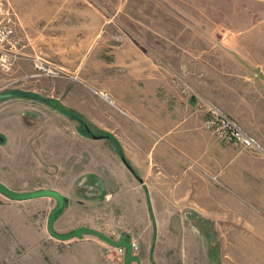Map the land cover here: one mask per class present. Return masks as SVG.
I'll list each match as a JSON object with an SVG mask.
<instances>
[{
    "label": "crops",
    "instance_id": "1",
    "mask_svg": "<svg viewBox=\"0 0 264 264\" xmlns=\"http://www.w3.org/2000/svg\"><path fill=\"white\" fill-rule=\"evenodd\" d=\"M24 7L31 19L35 14L39 18L45 17L44 9L34 13L31 4ZM54 10L50 15L61 14ZM62 11L70 16V12ZM86 12L85 9L83 12L79 10L76 15L84 16ZM88 12L91 15L96 13ZM22 22L26 25L21 23V27L28 25ZM45 25L44 21L36 33L29 34L24 29V32L18 30L17 34L23 35L34 46V35ZM31 26L35 25L29 23ZM101 37L93 36L91 41L107 38ZM159 37L162 38H153L151 43L149 36L144 39L146 43L142 38L141 44L137 45L134 39L126 43L125 36L123 41L126 44L121 48L124 42L107 38L112 48L109 52L115 54L112 56L115 66L113 62L110 64L106 88L111 89L115 105L117 103L127 115L141 121L140 127L128 118L125 123L124 116L115 111L116 122L112 131L104 129L99 122L100 111H94L91 117L86 115L80 102L76 108L66 106L70 104L59 96L69 91L64 81L59 86L50 87L55 95L54 99L48 98L50 102L12 95L0 99V182L7 186L20 183L22 186L49 188L62 194L64 207L53 222V229L58 233L86 226L115 240H136L139 250L132 253L133 260L129 264H193V259L200 260L193 255V227L208 225L220 217L224 225L232 224L235 228L237 223L234 222L240 216L245 219L247 212L244 200L241 203L227 194L223 203L215 197L222 191L200 176L194 177L193 168L182 157V154H190L209 165L202 156L203 150L212 157L224 155L212 142L200 138L198 123L201 114L196 111L197 106L203 109L201 101H204L231 117L232 110L225 108L220 97L230 95L239 98V103L250 104L252 96H247L248 91H252L253 95L261 93L259 97L264 100V81L258 79L256 73L264 71L261 65H254L259 67L256 70L253 64L238 63L244 59L245 45L237 44L232 36H218L217 39L203 36L219 43L217 52L221 65H214V53L193 50V36ZM48 39L56 40L55 36H48ZM83 56L78 55L79 58ZM229 61L233 64H228ZM25 66L26 62H19L11 76L21 77ZM215 71L222 74H215ZM2 73L0 78L4 79L5 73ZM226 77L229 81L223 87L220 79ZM173 78L186 82L191 93L182 94ZM117 84H121L120 89ZM16 87L34 91L31 87ZM36 101L49 108L36 104ZM61 108L77 112L94 129L109 132L112 136L82 134L78 130V121ZM69 121L76 124L72 139ZM129 122L138 132L132 133L135 137L143 135L146 138L139 145L132 143V134L129 135L122 126L129 127ZM125 131L126 138H120L121 132ZM188 136L193 137L191 140L196 149L193 153L177 144L176 139ZM86 143H94L93 150H83ZM240 159L241 156H236L227 160V169L242 172L244 165L239 164ZM196 167L209 175L210 172ZM52 199L37 197L4 203L0 213L6 225H0V243L6 242L3 234L10 231L22 251L23 264H124L126 250L119 256L117 246L95 235L84 234L81 238L69 240L52 237L47 230V216L55 205ZM193 214L199 219L197 225L193 224ZM244 229L245 226L238 233H244Z\"/></svg>",
    "mask_w": 264,
    "mask_h": 264
},
{
    "label": "rangeland",
    "instance_id": "2",
    "mask_svg": "<svg viewBox=\"0 0 264 264\" xmlns=\"http://www.w3.org/2000/svg\"><path fill=\"white\" fill-rule=\"evenodd\" d=\"M8 2L16 13L15 30L17 33L18 30L24 32V29L29 34L36 33L37 29L44 25V21L46 23L41 28V32L36 35L32 34L36 36L34 46L31 41L25 42V50L35 51L42 57L65 67L77 77V80L12 79L16 78L11 76L15 68L10 73H2L5 78H0V94L20 89L16 86L22 85L31 87L34 89L33 92L40 96L52 98L55 95L50 87L59 86V83L64 81V86H68L67 90L69 91L59 96L64 102L70 104L66 106L76 108L75 105L80 102L86 109V115L91 117L94 111H100L102 116L99 122L108 131H112L115 125V114H117L115 111L124 116L125 123L128 122L126 121L128 118L134 122L133 124H138V127L141 124L140 120L137 121L134 117L127 115L120 105L112 104L94 92L95 90L107 91L112 99L115 98L111 89L106 88L109 85L112 56L115 55L109 52L112 48L108 37L113 39L115 36H121V42H124L119 47L121 48L126 43H131L133 39L135 40L133 42L139 45L142 38L144 40L148 36L150 43L153 38H162L159 36H193V50L198 53L202 50L214 53L212 59L214 65H221V58L218 57L217 52L220 50L219 43L208 41L203 36H212L214 39H217L218 36H232L236 38L237 44L245 45L244 59L241 58L238 63L253 64L256 70H259V67L254 65H261L264 71V0H8ZM27 3L34 6L32 10L34 13L39 9H44L45 17L39 18L35 14L31 19V15H27L28 11L24 9V5ZM53 8L54 12L57 11L61 14L52 13L50 15ZM62 9L70 12V16L64 15ZM83 9L87 11L84 16L76 15V12L79 10L83 12ZM88 10L96 13L91 15ZM22 21L28 25L21 27V23L23 26L26 25ZM29 23H33L35 26L29 27ZM79 29L83 34L77 32ZM48 36H55L56 40L49 41ZM93 36H102L101 38L107 36V38H97L95 41H91ZM125 36L128 39L126 43L123 41ZM78 55L84 56L79 58ZM23 61L26 62V66L23 67L21 75L26 76L31 72L32 65L28 60ZM114 64L115 62H113V66H115ZM228 64H233V62L229 61ZM216 70L218 69L216 68ZM258 72H256L258 79L264 81V72ZM217 73L219 72L215 71V74ZM221 74L222 72L219 73V75ZM228 81L227 77L223 80L220 79L223 87H225L224 84H228ZM116 87L120 89L121 84H117ZM248 94L247 97L252 96L250 104L239 103V98L230 95L219 99L224 102L225 108L229 111L232 110L229 115L233 116L241 128L254 139L256 146L249 150L234 149L205 129L201 121L203 122L206 109L210 106L204 101H201L203 109L197 106L196 111L201 114L198 123L200 138L212 142L219 151L224 152V155L212 157V154L203 150L202 156L209 165L190 154L189 156L182 154V157L193 168L194 177L200 176L202 180L222 191V194L217 193L215 197L221 199L223 203L227 194L234 196L241 203L244 200L247 212L245 219L240 216L239 220L234 222L238 224V227L235 224V228L232 224L228 227L224 225L220 217L213 219V223L208 222V225L201 224L197 228L193 227V255L196 254L197 258H200L198 261L193 259V264H264V100L259 97L261 93L253 95L252 91H248ZM198 98L200 99V97ZM36 104L49 108L38 101ZM133 124L131 125L129 122V127L122 125L128 130L129 135L134 132L138 133L133 130ZM75 126L73 121H69L70 139L73 138L72 132L75 130ZM127 133L126 131L121 132L120 138H126ZM132 136L134 145H139L143 138L146 140L143 135L135 137L132 134ZM151 138L153 139V137ZM191 138L193 137L178 138L176 139L177 144H182L193 153L196 149L193 147ZM129 139L131 140V137ZM156 143H159L158 140ZM91 144H84L83 150H93L91 146L94 143ZM236 156H241L239 164L244 165L242 172H238L237 169H227V160H232ZM196 166L210 172L209 175L196 169ZM212 176L216 179H213ZM9 185L8 187L18 191L43 189L33 185L22 186L20 183ZM244 198H247L246 201ZM10 200L0 193V208ZM241 203L239 202V204ZM239 207L241 209L240 205ZM2 215L0 213L1 227L6 225V220ZM193 222L195 225L200 223L194 214ZM242 226H245V232L238 233V230L243 231ZM194 229L198 230L194 232ZM3 236L6 242L0 243V264H23V257L20 256L22 251L19 246H16L13 234L10 231H5Z\"/></svg>",
    "mask_w": 264,
    "mask_h": 264
},
{
    "label": "built area",
    "instance_id": "3",
    "mask_svg": "<svg viewBox=\"0 0 264 264\" xmlns=\"http://www.w3.org/2000/svg\"><path fill=\"white\" fill-rule=\"evenodd\" d=\"M16 19V13L8 0H0V71L10 73L19 62L28 60L32 65V71L26 76L12 79L40 80L42 78H59L62 80H77L73 73L58 63L42 57L35 51H26L25 42L27 43L28 40L17 34L15 30ZM113 40L121 42L122 37L115 36ZM173 82L182 94L191 93V87L183 80L173 78ZM94 92L114 104L107 91L95 90ZM203 127L212 132L219 140L239 151L253 149L256 146L254 139L249 133L244 131L234 119L215 106H210L206 109ZM212 178L216 179L214 176ZM129 243L132 253H136L139 249L137 241L132 239ZM116 249L119 256L125 254L126 249L124 246H117Z\"/></svg>",
    "mask_w": 264,
    "mask_h": 264
},
{
    "label": "water",
    "instance_id": "4",
    "mask_svg": "<svg viewBox=\"0 0 264 264\" xmlns=\"http://www.w3.org/2000/svg\"><path fill=\"white\" fill-rule=\"evenodd\" d=\"M10 93H2L0 94V99L10 97ZM0 193L3 194L5 197L11 200H26V199H32L37 197H51L56 201L55 207L49 212L47 216V230L49 234L59 240H68L74 237L81 238L84 234H91L95 235L108 244H111L113 246H124L126 249V254L124 258V264H129L130 261L133 260V255L131 251V246L128 241L125 240V238H120L118 240H115L113 238H110L108 235L90 227L86 226H80L74 230H72L69 233L66 234H60L56 232L53 229V222L55 219V215L64 207V197L62 194H60L58 191L49 189V188H43V189H36L32 191H18L15 189H11L7 185L0 182Z\"/></svg>",
    "mask_w": 264,
    "mask_h": 264
},
{
    "label": "trees",
    "instance_id": "5",
    "mask_svg": "<svg viewBox=\"0 0 264 264\" xmlns=\"http://www.w3.org/2000/svg\"><path fill=\"white\" fill-rule=\"evenodd\" d=\"M10 94L12 96H20V97L39 99V100L44 101V102H50L51 101L50 99H48L46 97L40 96V95L33 93V92L21 90V89L13 90L10 92ZM61 110H63L65 113H68L69 116H71L72 118H74L78 121V123H79L78 130L82 134H84L86 136H92V137H111L112 136L109 132L94 129L93 126L90 124V122L88 120H86L85 118H83L81 115H79L77 112H75L73 110H68L66 108H61ZM120 155H122V158H123L122 151H120ZM124 161L127 164V166L134 172V170L132 169V167L130 166L128 161H126V160H124Z\"/></svg>",
    "mask_w": 264,
    "mask_h": 264
}]
</instances>
